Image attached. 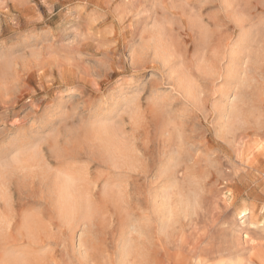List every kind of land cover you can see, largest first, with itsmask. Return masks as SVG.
<instances>
[{
    "label": "rangeland",
    "instance_id": "374dc122",
    "mask_svg": "<svg viewBox=\"0 0 264 264\" xmlns=\"http://www.w3.org/2000/svg\"><path fill=\"white\" fill-rule=\"evenodd\" d=\"M0 264H264V0H0Z\"/></svg>",
    "mask_w": 264,
    "mask_h": 264
},
{
    "label": "bare ground",
    "instance_id": "6f19581e",
    "mask_svg": "<svg viewBox=\"0 0 264 264\" xmlns=\"http://www.w3.org/2000/svg\"><path fill=\"white\" fill-rule=\"evenodd\" d=\"M239 125V124H238ZM241 125V124H240ZM240 127V126H239ZM243 127V125H241V128ZM104 128V127H103ZM232 129L233 127H229V129ZM229 129H228V131H229ZM107 130V129H106ZM106 130H104V131H106ZM243 130H244V128H243ZM100 131V130H99ZM101 132H103L102 130H101ZM107 132H109V130L107 131ZM105 133V132H104ZM103 133V134H104ZM104 135H106V134H104ZM110 135V134H109ZM232 135V134H231ZM101 137L103 136L102 135V133H101V135H100ZM106 136H108V134L106 135ZM105 137V136H104ZM110 137V136H109ZM105 139V138H104ZM103 139V140H104ZM108 138H106V140H107ZM108 141H109V139H108ZM109 143V142H108ZM111 147V146H110ZM112 148V147H111ZM74 178V177H73ZM71 176H69V174H68V176L67 177H62L60 180H57V186H58V190H57V194H58V199L63 203V201H65V202H67L68 203V201H73L74 202V199H73V195L72 194H75L76 192H74V189L75 188H77L76 187V180L74 181V179H73ZM78 190V189H77ZM80 190V189H79ZM78 192V191H77ZM72 195V196H71ZM77 195V194H76ZM71 197H72V199H71ZM78 199V198H77ZM77 199L75 200V201H77ZM68 200V201H67ZM77 203V202H76ZM67 205V204H66ZM70 205V204H69ZM72 205H74V204H72ZM68 206V205H67ZM76 206V205H75ZM167 226V223L165 224V227ZM164 229V228H163ZM245 236V235H244ZM242 240V239H241ZM227 242H228V240H227ZM231 242V241H230ZM235 247L236 248H238V245L235 243ZM131 252V251H130ZM129 252V253H130Z\"/></svg>",
    "mask_w": 264,
    "mask_h": 264
}]
</instances>
